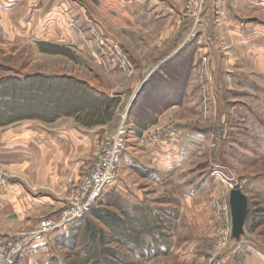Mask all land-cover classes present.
<instances>
[{"label": "rangeland", "instance_id": "obj_1", "mask_svg": "<svg viewBox=\"0 0 264 264\" xmlns=\"http://www.w3.org/2000/svg\"><path fill=\"white\" fill-rule=\"evenodd\" d=\"M72 1L86 21L72 27V41L36 43L34 54L30 44L4 46L0 40V129L69 116L103 127L99 152L126 113L118 181L93 207L103 220L91 211L72 231L66 225L48 233L47 264H218L223 253L229 254L226 264H236L227 249L239 238L240 247L264 250V41L246 49L240 43L250 39L232 31L250 23L264 34V10L240 0H158L159 7L146 0ZM125 2L134 15L161 9L153 17L161 18L155 26L127 30ZM138 4L141 12H135ZM168 7L171 14L162 15ZM147 64L152 67L144 71ZM41 70L59 75L35 73ZM168 129L173 136L158 135ZM0 170L8 182L11 174L2 162ZM88 171L67 178L65 205ZM234 187L248 199L239 237L225 205ZM194 194L204 196L202 212ZM135 195L143 200L135 202ZM13 237L0 233V246Z\"/></svg>", "mask_w": 264, "mask_h": 264}, {"label": "crops", "instance_id": "obj_2", "mask_svg": "<svg viewBox=\"0 0 264 264\" xmlns=\"http://www.w3.org/2000/svg\"><path fill=\"white\" fill-rule=\"evenodd\" d=\"M240 1L264 10V0ZM145 2H149V6L153 4L159 7L160 5L158 0ZM138 5L135 7V12H141L139 9H143V5ZM123 7L125 9L123 10L124 28L126 27L127 30L131 27L130 25L140 27L154 24L155 26L161 18L154 19V16L161 13V9L159 12L152 11L154 13L152 15L143 16V13L134 15L133 12H128L130 7L127 2L123 4ZM171 11L172 9L168 7L166 14L162 15L171 14ZM79 12L78 5L72 0H0V24L5 32L4 46L27 43L32 45L35 54L33 45L36 43L56 37L72 41L77 36L72 27L75 25L82 27L86 24ZM169 22L170 20L166 22L167 27ZM72 23L73 26H71ZM143 28L149 30L148 27ZM232 31L242 36L245 34L247 39H250L248 42L240 43L246 49L252 47L258 49L259 44L264 41V34L251 29L250 23H245L241 27L233 25ZM166 34L168 35V32L164 31L161 37H165ZM32 59H35L34 55ZM151 67V64H147L144 71H149ZM112 71L120 73L117 69ZM41 72L47 76L59 75L42 70L35 73ZM29 73V71L22 73V76ZM142 83H139L137 87L134 86V90H138L135 99ZM90 85L102 92L106 90L97 84ZM136 91L132 92L131 97ZM134 100L129 102V106L136 101ZM4 129H0V162L10 172L11 178L5 186L0 187V233L19 236L26 240L21 232L28 231L45 215L55 213L65 206L66 198L70 194L67 178L71 175L76 177L78 173H84L90 169L94 157L92 162L89 157L91 153L97 152L95 149L98 144L97 138L103 131V127H89L69 116H62L48 122L26 119ZM134 165L138 164H133V167ZM119 182L118 185H120ZM195 196L199 197L201 206L199 204L198 210L202 212L204 196L194 194ZM190 198L191 196L185 199L188 205H190ZM141 200H143L141 197L135 195V202ZM205 206L207 207V204ZM47 236L51 237L50 234H45L32 240L29 248L20 253L15 264H47V256L52 246V240ZM239 241H233L229 246L230 249H227L230 254L235 253L236 264H264L263 249L258 247L254 250L249 245L240 247ZM238 247L241 250H238ZM229 264L234 262L230 261Z\"/></svg>", "mask_w": 264, "mask_h": 264}, {"label": "built area", "instance_id": "obj_3", "mask_svg": "<svg viewBox=\"0 0 264 264\" xmlns=\"http://www.w3.org/2000/svg\"><path fill=\"white\" fill-rule=\"evenodd\" d=\"M4 32L0 25V40L3 38ZM124 62V61H123ZM125 112L120 115L121 120L108 133L103 140V147L95 156L92 162L90 171L82 179L77 189V193L72 200L65 205L57 216H47L39 220L28 231L19 236L7 239L0 246V264H14L19 258L20 253L29 248L32 240L45 236L50 232L60 230L63 226H68L78 218H83L91 212L101 199L105 189L108 185L117 180L119 174L117 169L121 161V155L125 148V135L127 134L125 126ZM173 130H162L158 135L167 134L168 137L174 135ZM7 184V181L0 170V186ZM230 191V190H229ZM227 211L229 212V203H225ZM229 223V221H228ZM231 225V224H230ZM231 227L227 229L226 242L231 241L230 235ZM218 264H226L228 262L229 254H222Z\"/></svg>", "mask_w": 264, "mask_h": 264}, {"label": "water", "instance_id": "obj_4", "mask_svg": "<svg viewBox=\"0 0 264 264\" xmlns=\"http://www.w3.org/2000/svg\"><path fill=\"white\" fill-rule=\"evenodd\" d=\"M136 94L137 91L135 92V95L131 99L130 103L135 99ZM247 201H248L247 196L243 193L240 187H234L230 189L228 194L230 219H231V224L233 223L234 231L236 232L237 237H239V233H241L244 230V225L247 220L246 219L248 214ZM230 234H231V230H230Z\"/></svg>", "mask_w": 264, "mask_h": 264}, {"label": "trees", "instance_id": "obj_5", "mask_svg": "<svg viewBox=\"0 0 264 264\" xmlns=\"http://www.w3.org/2000/svg\"><path fill=\"white\" fill-rule=\"evenodd\" d=\"M22 80H24V78H23ZM89 88H90V87H89ZM31 90H33V89H31ZM91 91H92V92H93V91L95 92V91H97V90H93V89H91ZM98 92H99V91H98ZM100 93H101V92H100ZM101 94H102V93H101ZM3 96H4L5 99H10V97H8V96H6V95H2V96H1L2 99H3ZM2 109H3V108H2ZM99 201H100V200H99ZM99 201H98V202H99ZM96 206H97V205H95V206H93V207H96ZM91 211H93V212H91V213H92V216L94 215L96 218H98V219H100V220H103V214H101V210H100V209H98V208L96 209V208H95L94 210L92 209ZM87 215H88V214H87ZM87 215H86V216H87ZM86 216H85V217H86ZM83 218H84V217H83ZM83 218H78L77 220H75V221H73L72 223H70V225H69L70 227L68 228L67 232H70V230L72 231V229H73V227H74V226H73L74 223H76L77 221H79V220H81V219H83ZM66 228H67V227H66ZM66 228H65V229H66ZM93 230H95V228H93ZM14 264H15V263H14Z\"/></svg>", "mask_w": 264, "mask_h": 264}]
</instances>
